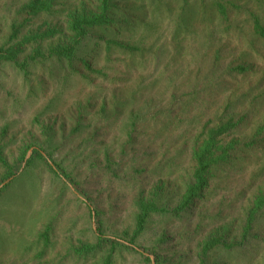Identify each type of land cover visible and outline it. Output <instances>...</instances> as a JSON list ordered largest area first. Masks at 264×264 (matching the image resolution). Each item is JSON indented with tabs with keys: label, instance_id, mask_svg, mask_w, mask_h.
<instances>
[{
	"label": "rangeland",
	"instance_id": "374dc122",
	"mask_svg": "<svg viewBox=\"0 0 264 264\" xmlns=\"http://www.w3.org/2000/svg\"><path fill=\"white\" fill-rule=\"evenodd\" d=\"M32 1L0 0V46L30 37L22 68L0 62V157L13 172L0 162V264H102L111 241L112 264H200L212 235L234 246L205 264H264V206L245 232L264 195V36L253 28L264 29V0H112L114 23L90 29L72 63L29 57L67 43L69 15L94 0L30 15ZM229 116L226 159L172 213L197 135ZM140 199L169 212L131 242Z\"/></svg>",
	"mask_w": 264,
	"mask_h": 264
},
{
	"label": "trees",
	"instance_id": "16d2710c",
	"mask_svg": "<svg viewBox=\"0 0 264 264\" xmlns=\"http://www.w3.org/2000/svg\"><path fill=\"white\" fill-rule=\"evenodd\" d=\"M51 0H33L25 7V11L34 15L40 12L48 11L50 9ZM112 0H94V10L89 13L70 14L67 20V32L69 33V41L64 44H59L51 47L47 52H42L39 48L33 50L29 59L36 60L37 58L44 59L47 57H55L62 61L72 63L76 58L77 46L83 40L85 35L90 29L110 27L114 20L111 17ZM218 12L225 18V7L217 4ZM254 31L260 36H264V29L261 27L258 20L254 21ZM14 39V35L10 37ZM30 39L26 36L22 40L9 44L8 46H0V62H15L19 68L22 65L16 62V58L23 51V45ZM111 45L118 46L123 49H133L132 46L123 45L115 41L109 40L107 47ZM84 68L90 70L89 62L85 59L81 60ZM234 127L233 118L231 116L220 120L219 122L210 125L207 122L201 129L200 133L196 137L195 144L192 148L191 163L193 167L192 180L186 186L178 205L171 211L174 214H178L192 201L193 197L199 193L204 185V176L214 165L222 162L226 159L228 151L232 145L223 141V138ZM0 162L4 164L7 169V173L4 178H8L12 175V169L7 163L1 159ZM264 206V195L257 196L253 205L251 206L247 220L245 232L249 228L253 218L258 214V211ZM169 210L160 206L155 200L140 199L137 201V212L134 219V227L131 232L130 241L139 236L146 224L148 217L154 213H167ZM102 238L98 237V241L93 245H85L78 249V253H90L95 251L101 246ZM117 246L116 241L110 242L109 253L105 256L102 264H112V254ZM222 246L226 249L233 247V244H227L222 236L212 235L208 237L201 244V248L198 254L200 264H205L204 258L208 252L215 247ZM148 260V259H146Z\"/></svg>",
	"mask_w": 264,
	"mask_h": 264
}]
</instances>
